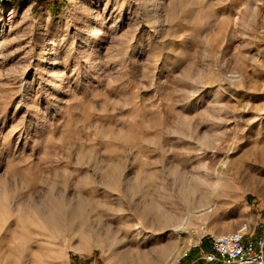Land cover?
<instances>
[{
    "label": "rangeland",
    "instance_id": "rangeland-1",
    "mask_svg": "<svg viewBox=\"0 0 264 264\" xmlns=\"http://www.w3.org/2000/svg\"><path fill=\"white\" fill-rule=\"evenodd\" d=\"M184 221L177 264L261 233L264 0H0V264H167Z\"/></svg>",
    "mask_w": 264,
    "mask_h": 264
},
{
    "label": "built area",
    "instance_id": "built-area-1",
    "mask_svg": "<svg viewBox=\"0 0 264 264\" xmlns=\"http://www.w3.org/2000/svg\"><path fill=\"white\" fill-rule=\"evenodd\" d=\"M257 234L252 223H242L235 231L210 234L211 251L202 256L207 264H264V223Z\"/></svg>",
    "mask_w": 264,
    "mask_h": 264
},
{
    "label": "bare ground",
    "instance_id": "bare-ground-1",
    "mask_svg": "<svg viewBox=\"0 0 264 264\" xmlns=\"http://www.w3.org/2000/svg\"><path fill=\"white\" fill-rule=\"evenodd\" d=\"M158 173V172H157ZM220 173L222 174L223 173V170H221L220 171ZM73 176V175H72ZM111 178V177H110ZM141 179V178H140ZM228 185V184H227ZM227 185H225V186H227ZM224 186V187H225ZM226 189H228V188H226ZM241 190V189H240ZM237 191V190H236ZM231 192V191H230ZM211 208V207H210ZM213 208V207H212ZM211 210V209H210ZM199 215L201 214V213H204V209H202V210H199V211H197V210H195ZM213 211V210H212ZM192 213H193V211H191ZM208 212V211H207ZM196 213V214H197ZM209 213V212H208ZM208 213H205V214H208ZM211 213V212H210ZM204 215V214H203ZM202 216V215H201ZM189 217H191V216H189ZM189 217H187V219L189 218ZM75 218V217H74ZM191 219V218H190ZM189 219V220H190ZM185 222H187V221H184V224L182 223L181 224V226H175L173 229H172V232H174V233H177V234H179L180 235V250H179V252L175 255V257L173 258H171L168 262H167V264H177L178 263V261L180 260V258H181V254L182 253H184L185 251H186V249H188L189 248V246L191 245V244H193L194 243V240L192 241V242H186V241H184V240H182V235H184V233H186V223ZM189 223V222H188ZM80 225V224H79ZM175 225V224H174ZM176 225H178V224H176ZM81 227V226H80ZM61 228V227H60ZM72 228V227H71ZM86 229V228H85ZM84 229V230H85ZM60 230V229H59ZM79 231V230H78ZM80 232V231H79ZM83 239V238H82ZM81 242V241H80ZM84 242V241H83ZM197 243V241H195V244ZM20 244V243H19ZM22 246V245H21ZM24 249V248H23ZM73 249V248H72ZM178 251V250H177ZM117 255V254H116ZM50 260V259H49ZM44 264H45V262H44ZM47 264H49V263H47Z\"/></svg>",
    "mask_w": 264,
    "mask_h": 264
},
{
    "label": "crops",
    "instance_id": "crops-1",
    "mask_svg": "<svg viewBox=\"0 0 264 264\" xmlns=\"http://www.w3.org/2000/svg\"><path fill=\"white\" fill-rule=\"evenodd\" d=\"M187 259H188V257L185 259L184 264H199V263H197L198 259L197 260L193 259L191 261H189Z\"/></svg>",
    "mask_w": 264,
    "mask_h": 264
},
{
    "label": "trees",
    "instance_id": "trees-1",
    "mask_svg": "<svg viewBox=\"0 0 264 264\" xmlns=\"http://www.w3.org/2000/svg\"><path fill=\"white\" fill-rule=\"evenodd\" d=\"M204 244H205V242H202L201 247H203V249L206 248V249H205L206 252H210L211 250H210L208 247L204 246ZM205 245H206V244H205Z\"/></svg>",
    "mask_w": 264,
    "mask_h": 264
}]
</instances>
